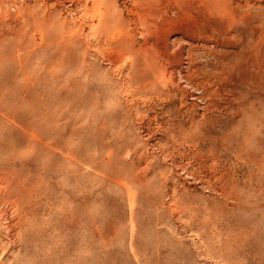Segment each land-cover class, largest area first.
<instances>
[{
    "label": "rangeland",
    "instance_id": "obj_1",
    "mask_svg": "<svg viewBox=\"0 0 264 264\" xmlns=\"http://www.w3.org/2000/svg\"><path fill=\"white\" fill-rule=\"evenodd\" d=\"M0 264H264V0H0Z\"/></svg>",
    "mask_w": 264,
    "mask_h": 264
}]
</instances>
